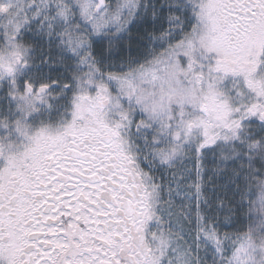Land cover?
<instances>
[{"label":"snow or ice","instance_id":"1","mask_svg":"<svg viewBox=\"0 0 264 264\" xmlns=\"http://www.w3.org/2000/svg\"><path fill=\"white\" fill-rule=\"evenodd\" d=\"M0 264H264V0H0Z\"/></svg>","mask_w":264,"mask_h":264}]
</instances>
